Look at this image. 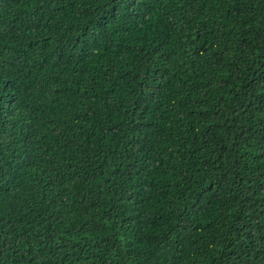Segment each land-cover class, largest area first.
I'll list each match as a JSON object with an SVG mask.
<instances>
[{
  "label": "trees",
  "instance_id": "16d2710c",
  "mask_svg": "<svg viewBox=\"0 0 264 264\" xmlns=\"http://www.w3.org/2000/svg\"><path fill=\"white\" fill-rule=\"evenodd\" d=\"M0 264H264V0H0Z\"/></svg>",
  "mask_w": 264,
  "mask_h": 264
}]
</instances>
